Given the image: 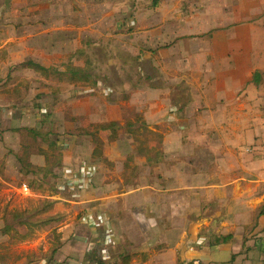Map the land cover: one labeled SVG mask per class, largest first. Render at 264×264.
<instances>
[{"label":"rangeland","instance_id":"rangeland-1","mask_svg":"<svg viewBox=\"0 0 264 264\" xmlns=\"http://www.w3.org/2000/svg\"><path fill=\"white\" fill-rule=\"evenodd\" d=\"M152 3L0 0V148H17L8 155L25 163L34 156L41 165L30 163L36 174H23L15 159L0 158V264H93L91 254L106 264L137 260L149 216L151 229L165 227L154 249L169 228L168 240L190 254V241L208 223L169 217L170 208L184 211L192 194L200 202L201 177L226 180L240 173L233 165L255 164L250 173L264 179V137L242 141L235 122L209 120L203 103L217 96L216 84L202 81L209 69L201 74L198 59L192 69L186 65L202 2ZM88 59L91 77L68 73L65 63L85 67ZM30 62L51 72L45 76ZM187 177L198 185L186 187ZM253 190L259 199L246 188L233 193L249 196L251 205L236 217V233L249 231L244 245L259 236L264 250V187Z\"/></svg>","mask_w":264,"mask_h":264},{"label":"crops","instance_id":"crops-1","mask_svg":"<svg viewBox=\"0 0 264 264\" xmlns=\"http://www.w3.org/2000/svg\"><path fill=\"white\" fill-rule=\"evenodd\" d=\"M200 1L202 22L199 28L188 36L195 45L192 50L187 47L186 51L191 55L187 53L185 59L189 69H192V60L198 59L204 67L201 74L206 71L205 68L209 69L207 70L209 77H203L202 81L206 78L216 84L218 94L205 99L203 104H206L207 108H204L203 112L212 122H235L234 134L242 141L245 136L264 137V0ZM203 45L206 49L202 48ZM199 48L202 49L201 52L196 51ZM196 89H199V86ZM254 116L256 119H253ZM231 131L228 129L226 132ZM8 139L6 138L5 142H8ZM10 150L18 152L17 148ZM9 151L0 148V158L8 159L10 162L15 159L19 172L22 168L21 163L14 154L8 155ZM33 158L34 156H30L27 159L28 163L41 166L36 164ZM252 168H256L255 164L249 170H242L233 165V170H240V173H234L226 180L202 176V185L198 186L201 189L198 190L200 202H196L195 195L192 194L186 199L184 211L170 208L169 217L184 218L187 223L197 226L208 223L205 227L198 228L197 240L190 241L192 253L181 254L178 242L168 240L171 232L169 228L162 235L163 239L165 238L163 245H159V250L154 249L151 243L155 239V234L161 233L165 227L156 224L159 231L151 229L148 215V223L144 230H141L144 240L139 245V259L131 256L123 264H131L133 261L136 262L134 264H264V250L260 248L262 245L258 242L259 236L244 245L242 239L245 233L248 234L249 226L245 228L247 231H244V235L236 233L241 227L235 225L236 217L247 215L251 205L249 196L235 197L233 193L246 188L248 195L259 199L253 187L261 189L264 187V179L261 176L253 177L250 173ZM93 180L94 173L90 178V181ZM193 182L198 185L197 179L191 180L187 177L185 186H191ZM132 192L135 190L128 191L125 198ZM188 193L190 192H185ZM152 196L158 195L153 193L147 195V198L151 199ZM155 212L160 214L157 210ZM159 216L167 219L166 225H169L167 216L163 214ZM229 222L233 225H227ZM224 231L227 234L225 237L221 235ZM117 241L116 245L114 239L113 249L118 247V254L115 255L122 251V243L118 237ZM262 242L264 243V237ZM88 245L86 242L85 246ZM136 247L137 244L135 247L132 246L133 249ZM193 253L196 254V261H191L194 258ZM89 261L96 263L92 259Z\"/></svg>","mask_w":264,"mask_h":264},{"label":"trees","instance_id":"trees-1","mask_svg":"<svg viewBox=\"0 0 264 264\" xmlns=\"http://www.w3.org/2000/svg\"><path fill=\"white\" fill-rule=\"evenodd\" d=\"M159 1L160 0H153V3H152V6L153 7H157L158 4H159ZM74 56H72L69 60H72ZM90 61L91 59H88L86 61V64H85V67H78V66H75L71 61H68L70 64H72V66L68 65L67 63H65V65L67 66L68 68V73L71 74L72 76H83V77H91V73H90ZM64 65V66H65ZM27 66L29 68H34L35 70L41 72L42 74H44L45 76H47V73L51 72V69H48L46 67H43L39 64H36V63H27ZM55 74H58L56 72H54ZM40 110H42V107H40ZM33 136H38V133H35V130H32L30 132ZM17 155V158H18V161L21 163V166H22V169H21V172L23 174H29V173H34L36 174V171H31V167L32 165L30 163H25L24 162V158L19 155V154H16ZM28 185V184H27ZM31 185V184H30ZM30 185L29 188H30ZM53 218V217H51ZM33 226V225H32ZM59 236H57V241L59 240ZM56 250V249H55ZM92 256V260L95 261L96 263L95 264H106L105 261H102L100 258L97 259L96 256L93 254H91Z\"/></svg>","mask_w":264,"mask_h":264},{"label":"built area","instance_id":"built-area-1","mask_svg":"<svg viewBox=\"0 0 264 264\" xmlns=\"http://www.w3.org/2000/svg\"><path fill=\"white\" fill-rule=\"evenodd\" d=\"M25 189H26L27 191H29L28 187H25ZM109 242H112V240L109 241ZM101 253H102V254H105V251L101 250ZM102 257H103V256H102ZM104 260H105V259H104Z\"/></svg>","mask_w":264,"mask_h":264}]
</instances>
